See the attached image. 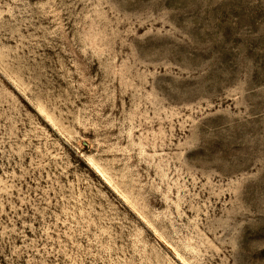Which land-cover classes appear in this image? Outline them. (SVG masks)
<instances>
[{
    "label": "rangeland",
    "instance_id": "rangeland-1",
    "mask_svg": "<svg viewBox=\"0 0 264 264\" xmlns=\"http://www.w3.org/2000/svg\"><path fill=\"white\" fill-rule=\"evenodd\" d=\"M0 264H264V0H0Z\"/></svg>",
    "mask_w": 264,
    "mask_h": 264
}]
</instances>
